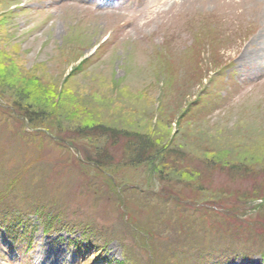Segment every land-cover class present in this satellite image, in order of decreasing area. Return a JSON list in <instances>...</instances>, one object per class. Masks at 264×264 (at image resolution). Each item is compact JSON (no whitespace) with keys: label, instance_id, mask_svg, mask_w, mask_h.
Wrapping results in <instances>:
<instances>
[{"label":"rangeland","instance_id":"1","mask_svg":"<svg viewBox=\"0 0 264 264\" xmlns=\"http://www.w3.org/2000/svg\"><path fill=\"white\" fill-rule=\"evenodd\" d=\"M20 93L30 111L46 106L31 126L13 108ZM97 124L181 154L154 176L120 171L119 133L98 142L104 168L95 172V147L77 132ZM262 148L264 3L0 0V215H27L0 222V264H174L165 258L188 247L175 240L191 209L202 241L217 232L233 248L227 264H264V207L253 199L264 175L231 167ZM35 206L70 228L44 233ZM82 232L100 248L87 250Z\"/></svg>","mask_w":264,"mask_h":264},{"label":"trees","instance_id":"2","mask_svg":"<svg viewBox=\"0 0 264 264\" xmlns=\"http://www.w3.org/2000/svg\"><path fill=\"white\" fill-rule=\"evenodd\" d=\"M4 91V90H3ZM2 92V91H1ZM10 93V92H9ZM14 95V94H13ZM22 93L18 94V96L14 95V98H16V100L13 102V108L15 109V111L17 112V116H18V120L24 121L27 124H29V126H31L32 123H36L34 122L35 120H40L41 117L39 118H34V113H38V114H42L41 111L42 110H46V106L42 107L40 106L41 110H35V111H30L29 109H32V104H30V102H28L29 100H27L26 97L21 96ZM45 105V104H44ZM37 114V115H38ZM36 116V115H35ZM23 123V122H22ZM40 123V122H39ZM35 128V127H33ZM39 128V127H37ZM48 130V129H47ZM81 131V132H80ZM79 134L83 135V134H87V136H89V143L90 145H93V147H95L94 149L96 150V147L98 145V142L101 141H107L108 137L111 135L114 136H118L119 133H121V135L126 139L127 143L125 144L124 148H123V155H125V165H121L119 166V170L120 171H128L131 172L132 170H137V168L139 167H143L144 168H148V174L150 175H157L160 174L158 173L161 172V170H164V167L166 166V162H170V158L168 157L171 153L172 154H176L179 155L181 154V152L179 150L176 149V147H172V146H160L157 143H155L153 140H151V137L146 134V133H127V132H123V131H118L115 130L112 127H105L103 125L97 124V125H92V126H86V127H82L80 130ZM86 136V137H87ZM108 136V137H107ZM261 152L256 154H251V156H242L240 155V157H236L232 158V159H236L235 163L232 165L231 167L233 169H237L236 173L237 174H243V175H252V172H257L260 175H264V148L260 149ZM98 150H96V158L97 161H95L94 159H88L87 161V165L90 168H93L95 172H98L99 170L102 171V168H104L102 166V160L99 159V155L98 154ZM186 157L185 155H183V158ZM182 160H180L182 162ZM176 159L173 162V165L177 164L178 162ZM180 162V163H181ZM237 163V164H236ZM107 165V163H105ZM213 164V163H212ZM224 163H222L223 165ZM236 164V165H235ZM227 165L224 164L223 167L226 168ZM112 167V166H110ZM109 167V168H110ZM220 168V169H222ZM112 171V173H114L117 170V167H112L109 169V171ZM254 170V171H253ZM157 171V173H156ZM136 189L134 190H139L138 187H140L139 185H136ZM258 188H260L261 190H264V182L263 184L259 185ZM7 194V193H6ZM140 197H143V200L146 202H151V200L148 199L147 195L144 194V196L142 195V192L140 190L139 192ZM6 197H4L2 199L5 200ZM257 198L258 200L262 201L263 207H264V192L261 195L259 194H254L253 199ZM252 199V200H253ZM149 200V201H148ZM1 204L3 202H0ZM34 210L36 211L35 214H37L36 216H38L37 218L40 220L41 225H42V231L46 234L50 233V232H54L56 230H58V227L60 229H67L70 228V223H66V221L64 220V218L62 217L61 214H59L60 212H56L55 210L51 211L52 208H49L48 206H46V208H41L38 206L34 207ZM54 211L56 212L54 214ZM264 211V209L262 210ZM263 213V212H262ZM180 217H182V211H178L177 213ZM170 215L169 218L171 219L169 221V219H167V221H169L171 224V226H175L178 227L180 225H182L183 228V233H186L185 235H182V238H179L177 236L175 243H179L182 242L184 243H188V247H185L184 250L181 248L179 249L178 252L176 253H169L168 252V256H166L165 259H167L168 262H174V264H227L229 261H225L222 257V254H227L228 257H232V253H234V251H229V250H233V248H228L226 249L225 247L221 246V241L223 239H225L224 235H221V233H219V236L217 235V232L215 233L216 237H213L212 240H210V242H207V244L202 241V237L199 233L200 228L202 226V222L200 218H198V214L195 210H190V215L191 217H189L187 219L186 222H182L180 223V225L178 224L179 221L175 222L174 224L172 223L173 221V217L175 219L179 218L178 215ZM15 216L12 215V213L7 212L6 214L0 215V222L2 223L4 219H8L11 220V222H20L22 220H25L26 216L24 217L21 216V213L19 212H15L14 213ZM262 214H260L259 216H261ZM201 216V214H200ZM23 218V219H22ZM215 221L220 224L222 220H224L222 217L220 218V216H214ZM262 218V217H261ZM166 221V222H167ZM21 223V222H20ZM200 223V225H199ZM4 224V223H3ZM147 226L145 227L146 230L144 231H153L156 227L154 224V221L149 218L147 219L146 223ZM168 225L164 226L162 225V229L166 228ZM76 231H80L81 228L79 226H73ZM71 230V229H69ZM67 230V231H69ZM149 231V232H150ZM247 231V230H246ZM204 232H206L204 230ZM249 232V231H248ZM250 234V232H249ZM253 235V234H252ZM204 236V235H203ZM208 236V235H207ZM228 236V233H227ZM255 238H259L262 239L261 236H256L254 234ZM81 237L83 238V240L85 241V245H87L88 243V248H100V247H94L95 243V239H93L92 237L90 238V236L87 233H81ZM80 238V240L82 239ZM234 237H231V239L233 240ZM257 240V239H256ZM74 243V246L78 248V250H80L81 248V242H77L78 239H74L72 240ZM96 243H98V241H96ZM92 244V245H91ZM86 250V251H87ZM95 250V249H94ZM172 250V249H171ZM260 255H264V251L259 250ZM165 256V254H164Z\"/></svg>","mask_w":264,"mask_h":264},{"label":"bare ground","instance_id":"3","mask_svg":"<svg viewBox=\"0 0 264 264\" xmlns=\"http://www.w3.org/2000/svg\"><path fill=\"white\" fill-rule=\"evenodd\" d=\"M258 1L261 2V3H264V2H263L264 0H258ZM261 50H262V49H261ZM261 50H259L258 53L262 54Z\"/></svg>","mask_w":264,"mask_h":264}]
</instances>
